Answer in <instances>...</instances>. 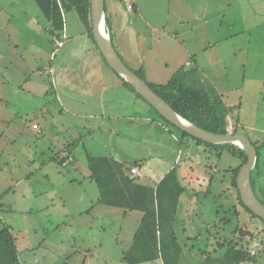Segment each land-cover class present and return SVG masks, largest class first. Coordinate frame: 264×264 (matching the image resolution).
Instances as JSON below:
<instances>
[{"label":"rangeland","instance_id":"rangeland-1","mask_svg":"<svg viewBox=\"0 0 264 264\" xmlns=\"http://www.w3.org/2000/svg\"><path fill=\"white\" fill-rule=\"evenodd\" d=\"M140 1L145 9L144 18L157 29L146 25L145 20L137 22L136 14L126 12L118 0H106V7L113 2L118 9V16L108 28L117 52L125 57V45L132 58L127 64L137 69L143 68L142 48L147 62L152 61L146 80L163 84L193 56L181 48V59H171L179 49L173 42L178 31L182 43L197 47L207 80L204 84L192 80L189 83L220 88L229 107H235L241 96L245 99L240 106L244 115L238 130L259 149V165L251 178L256 196L264 202V192L258 189L260 181L264 186V0H238L227 10L208 14L203 20L191 19L200 0ZM211 1L224 6L228 0ZM64 17L62 47L55 44L50 23L35 0H0V229L4 225L12 228L22 264H127L123 255L131 240L123 234L133 221L124 220L120 208L99 206L100 190L90 176L87 155L126 156L127 161L134 160L130 156L150 158L167 151L174 156L179 142L169 129L176 137L179 134L170 126L164 124L165 128L145 120L142 114H156L140 98L136 108H126V116L138 118L129 121L110 117L96 120L91 127L81 125L88 119L80 120L62 109L56 100L53 78H48L50 68L58 69L59 76L65 72L75 88L82 89L88 86L84 81L91 86L105 81L95 67L96 57L101 66L109 69L97 50L87 52L95 46L85 36L76 12ZM182 20H189L190 24ZM249 39H254V45L248 47V52L245 42ZM187 73L197 75L191 70ZM60 81L65 79L61 77ZM259 91L263 93L256 97ZM254 96L256 108L251 107L256 106ZM64 102L67 104V100ZM157 139L164 144H156ZM72 140L76 142L71 149L75 161L62 166L58 162L64 156L62 144ZM192 143L189 138V145L194 146ZM180 147V152L190 154V146L181 143ZM196 157L190 163L195 170L188 169L185 179L196 189L203 190L204 178L205 183L212 185L211 190L194 196L191 205L195 219L184 218L191 238L201 234L197 241L196 236L188 239L196 251L185 248L180 264H201L198 251L203 249L213 256L218 250L217 242L223 240L252 246L256 254L251 264H264V229L258 230L264 223L243 209L235 213L240 207L230 187V169L237 167L240 160L226 150L221 151L219 158L212 154ZM151 158L143 161L142 166ZM132 212L131 216L137 215ZM208 225L212 227L204 230ZM238 225L251 231L252 236L243 237L252 240L233 235Z\"/></svg>","mask_w":264,"mask_h":264},{"label":"trees","instance_id":"trees-1","mask_svg":"<svg viewBox=\"0 0 264 264\" xmlns=\"http://www.w3.org/2000/svg\"><path fill=\"white\" fill-rule=\"evenodd\" d=\"M35 1L50 23V34L53 37L62 38L60 33L65 30L66 24L64 15L75 11L84 25L86 35L92 40L103 62L110 68L93 39L90 0ZM119 1L123 3L124 0ZM134 9L133 7V11ZM104 11L105 13L107 11L106 0ZM105 21L108 29L110 19L107 15H105ZM109 33L113 43L111 32ZM119 56L121 57L120 54ZM130 69L146 80L143 68ZM111 70L125 87L133 91L138 98L147 102L135 92L128 82L113 69ZM188 76L187 72L179 69L166 83L156 84L147 80L146 82L179 115L190 122L214 133L231 132L239 134L240 105L237 104L235 107L227 106L221 96L215 91L188 84L186 82ZM152 109L165 125L174 128L182 138L192 139L197 146H204L218 158L221 156V151L226 150L230 155L240 160V164L237 167L230 169V187L234 189L235 200L238 202V206L253 218H259L264 223L262 218L255 215L244 205L239 196L236 177L241 166L247 161L245 151L233 143L212 144L195 138L164 119L153 107ZM252 143L254 146L256 145L253 141ZM75 144L76 142H72L67 145L68 152H71L70 150ZM255 147L258 157L253 169L259 165V149L257 146ZM69 156L72 157V160L68 162L69 164L73 161L71 153L62 157L58 162L62 165ZM87 161L91 173L90 176L100 190L98 199L100 203L121 208L126 212L139 211L142 213V218L133 240L123 255L125 262L127 264H141L160 259L162 264H180L184 247L177 230H175V220L180 197L186 193L187 189L180 180L178 168L174 166L158 182L149 184L141 183L139 178L131 175V167L140 164V161L120 162L111 156H93L90 154L87 155ZM251 185L254 190L252 178ZM262 203L264 204V202ZM235 213H239V210H235ZM211 227V225H208L204 230L208 231ZM236 230L240 232L242 237L246 234L251 235L249 231L244 230L242 225H238ZM233 235L235 236L236 232ZM217 247L218 250L213 256L202 249L203 264H245L253 261V256L256 254L255 249H253L254 253H251L252 249L249 250V247L235 240H231L230 242L227 240L219 241L217 242ZM0 264H21L16 247V238L9 225H4L0 229Z\"/></svg>","mask_w":264,"mask_h":264},{"label":"crops","instance_id":"crops-1","mask_svg":"<svg viewBox=\"0 0 264 264\" xmlns=\"http://www.w3.org/2000/svg\"><path fill=\"white\" fill-rule=\"evenodd\" d=\"M130 1L132 2L133 7L135 8L134 11L133 10L129 11L126 9L125 0L123 1V3L118 0V2L121 3V5L123 6V8L126 12H128V13L133 12L136 14V17L139 19L137 22H139V21L143 22L145 20L146 25L152 26L151 22L144 18L145 9L143 8V2H141L140 0H130ZM233 2H234V4H236V2L238 3V0H228L225 2L224 6H221L218 1L200 0V1L196 2L195 11L192 12L191 19L194 17V20H203V19H205L206 16H208V14H212L213 12L221 13L225 8H226L225 10H227V8H230L231 6H229V5L232 4ZM112 4H113V2H110V5L107 7V11L105 13V15H107L109 17L110 23H111V21L113 23V21H115V18L118 16V9L115 5H112ZM129 14H132V13H129ZM182 22H186L187 24H190L189 20H182ZM126 24H127V22H126ZM129 24H130V22H128V25ZM153 28L157 29L156 27H153ZM122 30H121V32H122ZM176 31H178V30H176ZM119 34L120 33H118V35ZM180 34H181V32L179 33V31H178V35L174 36L175 40H173V42H176L179 45V49H178V51L177 50L175 51V53H174L175 56L172 55L171 59H175V60L181 59V55H180V53H182L181 48L184 49L185 53L193 54L191 60H188V59L185 60V63L183 65L185 67L181 68L182 67V65H181V67H179V69L184 70V68H185V70H184L185 72L186 71L188 72L191 70L197 74L196 76L189 74V76L186 80V82L188 84H190L189 83L190 80L197 82V83H200V81L203 84L206 83L207 76L204 74L205 73L204 72L205 66L202 65V60H201V57L199 55V51L197 50V47L193 44L188 45V44L182 43V41L179 40ZM61 36H62V38H57V37H54V38L62 40L63 44L61 46L64 47L65 46V42H64L65 34H62ZM85 36H87V35H85ZM218 42H220V41L214 40V43H218ZM245 43H246L245 45L247 47L246 50L249 52L248 47L250 45H254L253 44L254 39H249ZM93 46H95V45H93ZM209 46H211V43L209 44ZM203 47L205 48L206 46L204 45ZM126 49H127V47L125 45H123L122 50L126 54V56L125 57L121 56V58L124 60L126 65L128 67H130L127 63H128V60L132 61V58L129 57L131 53L126 51ZM95 51H96V49L94 47L91 48L90 50L87 49V52L93 53ZM140 51L143 53V57H144L143 69H144V75L146 76L147 73L150 71L149 70L150 66L152 67V61H151V59H148V62H147L146 55L144 54L142 48H140ZM92 56L95 57V55H92ZM249 61H250V59L248 58V62ZM95 62H96L95 67H97V69L98 68L100 69V73L103 75V77H105V81H101V82L98 81V85H95V86H91L90 83H87V81H84L85 84L88 85L86 89H82V88H78V87L75 88L76 87L75 84L67 79V77L65 76V72L63 74H61V76H59L58 69L57 70H53L51 68L49 69L48 78L49 79H50V77L53 78L52 79V83H53L52 86L55 88L56 97H57L56 100L59 101L62 109L64 111L71 112L76 118H78L80 120H82V119L87 120L88 119L86 123H81V125L86 124L87 126H90V127L96 122V120H107L110 117L123 118V119L126 118L129 121H132L133 118H138L137 116L135 117L131 114H129L130 116H126V111H127L126 108L127 107L129 109H131V107L136 108V105L139 102L138 101L139 98L136 96V94L133 91L129 90L127 87H125L122 84L121 80L112 72V70L110 68L109 69L111 71L109 69H105L103 64H102V66H103L102 67L100 65L101 61H99V59H97V57L95 58ZM187 62H189V63L187 64ZM166 65H167V63H166ZM130 68H132V67H130ZM87 76H85V77H87ZM92 76H94V74ZM214 76H216V74H214ZM61 77L64 78L65 81H60ZM243 77H244V79L246 78V73H243ZM204 87L208 90L215 91L218 95L221 96L223 102L228 106V103L225 101L226 94L224 92H221L220 88L212 87L213 89H209L206 86H204ZM231 89H233V88H231ZM229 91L230 90H228L227 92L229 93ZM262 93H263V91H259L255 95H257L256 97H258V94L262 95ZM252 94L253 93H251L250 96ZM66 100H67V104L64 102ZM140 100H142V99H140ZM244 101H245L244 97L241 96L239 98V102H237V104H239L242 107V104L244 103ZM254 103L256 104L255 96H254ZM250 106H251V104H250ZM241 107H240V119H241V115H244L243 114L244 112L242 111ZM251 107L256 108L257 104H256V106H251ZM150 110H153L152 107H150ZM153 112H154V114H156L155 116H153L151 114L150 115L142 114V115L144 116L145 120H149V121L157 123V124L160 123L162 125V127L167 128L164 125V123L159 119L157 113L154 110H153ZM240 119H239V123H240ZM101 123H102V121L101 122L99 121V124H101ZM238 125H241V123ZM90 131H92V130H90ZM169 132H171L173 139L179 142L178 152L174 156L172 154L168 153V151L166 153H163V154L162 153L161 154H155V156H150V158L152 157L151 158L152 161L148 162V164L145 166H142L141 163L143 161H145L146 159H150V158L142 157L141 155L136 156V157H135V155L130 156V157H133V159H134L131 161H127L126 156L125 157H122V156L116 157L112 154L109 156L113 157L114 159H116L120 162L140 161V164L133 165V166H137V168L139 170V174H137V175L131 174V175L139 178V181L141 183L154 184V183L158 182L174 166H176L178 168V174H179L180 180L183 183V185L186 186L187 190H186V193H184L180 197V202H179L177 213H176L175 230H177L178 236L180 237V241H181L184 249L185 248H192L193 249L192 251H196L195 245L190 241L188 242V239L191 238V235L189 236L186 232L187 226L185 224V219H188V218L193 219L196 216V214L193 211L194 209H192V205H191V204H193L194 196L198 193L203 194L205 192V190H208L209 188L211 190L212 184H210V182L205 183V180H204L205 178L204 179L201 178L204 181V182H202L204 184V185H202L203 190H201L200 188L196 189L191 183H189L185 179V177H186V172H189L188 169L191 172L195 170V169H193L194 165H192V164L190 165V163L194 160L193 159L194 157L202 155V156H204V158H206L207 156H210L211 154L214 155V154H213V152L207 150L204 146H200V147L197 146L193 140H192L193 141L192 144L194 146L189 145V138H182L179 133H178L179 137H176L175 136L176 134H174L172 130L169 129ZM66 142H67L66 144L65 143L62 144V147H63L62 150L64 151V156L67 155L68 153H71L73 155L72 151L70 150L71 152H68V149L66 147L68 144H70L74 141L72 140V141H66ZM181 143H183L184 146L185 145L187 147L190 146V148H191V150H189L190 154L186 155V153H184V150L182 152H180ZM156 144H162L163 145L164 143L163 142L161 143V141H159V139H157ZM193 152L195 154H193ZM192 154L194 155V157H192L190 159V155H192ZM93 156H106V155H93ZM74 161H75V158L73 156L72 162H74ZM184 163H186L188 165V167L185 166ZM205 166H206V164H205ZM263 188H264V186L261 184V181H260L258 183V189L260 190V192H264ZM221 190L223 191V189H221ZM97 202H98L99 206L105 205L103 203H100L98 200H97ZM191 211L193 212L192 214H190ZM239 211L241 212V207H240ZM123 212H124V215H123L124 220L129 219L131 222L133 221L132 226L128 225L125 229L124 234H123L125 237H127L128 240H131V242H132L133 237L135 235V232H136V230L139 226V223L141 221L142 213L136 211L137 215L131 216V214L133 213L132 211L126 212L123 210ZM215 227H217V226H215ZM242 227L244 228V230L249 231L245 225H242ZM260 228H262V230H263L264 225H262V227L258 226V230ZM249 232H251V231H249ZM200 234L201 233H197L195 235L196 238H195V236L193 237V238H195V241L198 240V236H200ZM237 234H239V238H241L242 240L243 239H246L247 241L252 240L251 238H244V237L240 236L241 234L239 231L236 232L235 236H237ZM246 236H247V234H246ZM247 237H249V236H247ZM193 238H191V239H193ZM131 242H130V244H131ZM251 249H254V248L252 246H249V250H251ZM197 250H199V248ZM198 253L202 254V250H199ZM201 258H202V256H201ZM146 263H148V264H151V263L152 264H162V261L160 259H157L153 262H146ZM200 263L203 264V258L200 261ZM24 264H26V263H24ZM141 264H143V263H141ZM248 264H251V262H248Z\"/></svg>","mask_w":264,"mask_h":264},{"label":"water","instance_id":"water-1","mask_svg":"<svg viewBox=\"0 0 264 264\" xmlns=\"http://www.w3.org/2000/svg\"><path fill=\"white\" fill-rule=\"evenodd\" d=\"M105 0H90V18L93 39L106 63L126 82H128L159 115L189 135L212 144L233 143L241 147L247 161L241 166L236 177L240 199L255 215L264 220V204L256 196L251 185V172L257 161V150L252 141L243 135L214 133L190 122L179 115L163 98H161L139 75L132 71L119 56L111 41L105 21Z\"/></svg>","mask_w":264,"mask_h":264},{"label":"built area","instance_id":"built-area-1","mask_svg":"<svg viewBox=\"0 0 264 264\" xmlns=\"http://www.w3.org/2000/svg\"><path fill=\"white\" fill-rule=\"evenodd\" d=\"M125 6H126V9H127V10H129V11H132V10H133V4H132V2H131L130 0H125ZM55 44H56L57 46H61V45L63 44V42H62V40H60V39H55ZM188 63H189V62H187V64H188ZM71 160H72V157L69 156V157L67 158V160L63 162V165H64V166L67 165L68 162L71 161ZM130 172H131V174H136V175L139 174V170H138L137 166H133V167H131ZM251 253H254V250H253V249L251 250Z\"/></svg>","mask_w":264,"mask_h":264}]
</instances>
